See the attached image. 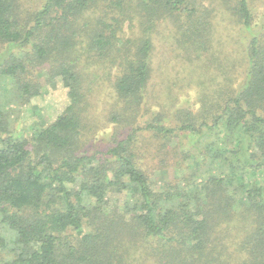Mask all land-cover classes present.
I'll return each mask as SVG.
<instances>
[{"label":"trees","instance_id":"1","mask_svg":"<svg viewBox=\"0 0 264 264\" xmlns=\"http://www.w3.org/2000/svg\"><path fill=\"white\" fill-rule=\"evenodd\" d=\"M133 1L37 0L27 7L22 0H0V43L22 54L28 51L30 59L14 62L16 56L11 55L13 62L1 66V75L12 77L20 98H30L39 88L26 73L29 63H37L50 80L61 79L69 100L61 114L33 128L29 138L0 128L5 133L0 135V255L6 253L1 259L4 264H134L130 251L126 258L119 255L121 241L136 240L138 234L149 241H172L177 233L191 250H200L210 228L231 235L232 225L242 234L236 245L246 251L243 262L264 264L261 36H252L244 45V78L237 87L230 75L233 68L219 66L220 76L214 77L203 71L214 84L211 91L205 88L209 86L199 91L196 112L178 108L172 115L159 113L145 125L166 142L177 134L197 137L194 144L209 173L204 181L192 184L185 179L174 190H155L132 147L140 127L115 140L105 155L77 149L87 101L81 69L72 55L83 50L117 64L116 95L136 110L151 76L158 20L174 21L188 61L199 60V49H207L210 39L205 30L210 23L199 15L198 0H136L138 9L128 14L141 18L144 12L141 33L128 39V46L117 48L124 19L106 21L105 8L126 15L125 8L134 6ZM222 1L238 25L250 27L248 0ZM83 43L78 49L76 44ZM195 51L199 52L193 56ZM115 194L123 196L121 209L104 218L107 199ZM135 245L132 241L131 248Z\"/></svg>","mask_w":264,"mask_h":264},{"label":"rangeland","instance_id":"2","mask_svg":"<svg viewBox=\"0 0 264 264\" xmlns=\"http://www.w3.org/2000/svg\"><path fill=\"white\" fill-rule=\"evenodd\" d=\"M35 1L37 0H22L27 7L31 2L33 5ZM198 1L201 3L199 15L211 24L205 30L211 45L207 43L206 50L199 49L201 54L199 60L188 61L174 21L171 18L166 21L158 20L160 24L153 33L151 76L144 100L136 110L127 107L116 95L113 83L120 72L117 64H110L108 59L103 57L98 59L97 56H91V53H85L83 50L80 54L72 55L76 66L81 69L85 102L87 101L81 114L82 127L78 151H85L88 154L98 152L99 155H105L104 152L115 143V140L124 139L133 128L140 127L132 143L133 151L141 169L145 171L152 187L157 191L174 190L178 185L182 186L185 179L192 184L200 183L209 173L194 144L197 137L177 134L171 141L166 142L162 137L145 128L146 123L153 122L159 113L172 115L178 108L196 112L200 108L199 91L205 86H209L205 88L211 91L210 85L214 84L208 81L209 77L206 78L204 73H210V77L220 76L219 66L233 68L230 75L237 87L244 78L246 65L244 45L252 36L264 38V0H248L252 15L248 28L238 25L229 6L222 4V0ZM234 1L232 0V3ZM135 2L136 0L132 2L134 6L131 8H125L126 15L120 14L116 8H105L109 11L108 16H103L106 21L113 23L111 20L113 17L124 19L123 27L118 31L120 38L115 42L117 48L122 45L128 46L127 40L141 33L142 27L139 21L145 18L144 12L141 18L128 14L131 9H138ZM104 30L108 32L105 28ZM76 45L79 49L84 43ZM85 50L87 51L88 48ZM197 52L199 51H195L193 56H196ZM188 53L190 54L191 51ZM21 54L22 50L0 43V69L1 66L13 62L11 55L16 56L14 62L30 60H28V51H23ZM110 55L113 56L111 53ZM20 56L21 58H17ZM41 67L37 63L28 65L26 76L37 82L39 88L38 94L30 98H20L15 85L12 84V77L2 76L0 73V128L29 138L33 128L51 123L64 111L69 102L66 88L60 78L50 80L48 73L42 71ZM201 81H204V85H201ZM169 120L173 121L172 118ZM4 134V130L0 129V135ZM185 151L189 156H184ZM199 196L201 201H205L203 193ZM122 203L121 194L111 195L107 199L103 213L106 215L118 210V207L121 209L119 205ZM108 219L105 221L108 222ZM213 229L215 233L212 232ZM138 231L140 232L139 229ZM175 233L169 232V235ZM208 233L209 236L202 243L200 250H191L187 242L182 243L183 236L176 233V240L172 241L158 239L149 241L138 234L136 240L121 241L118 251L119 255L125 258L130 251L129 260H135L134 264H245L242 258L245 257L246 251L244 249L241 251L236 245L238 238L242 237L237 228L233 229L230 225L231 235L228 234V230L225 234L217 233L213 227ZM132 241H135L136 245L131 248ZM224 243L228 244L226 249ZM4 254L6 255L2 252L0 255V264H4L1 259Z\"/></svg>","mask_w":264,"mask_h":264}]
</instances>
